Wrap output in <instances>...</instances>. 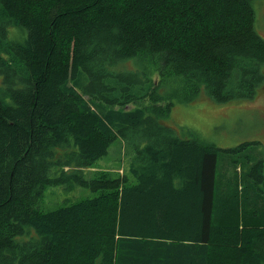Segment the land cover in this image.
Returning a JSON list of instances; mask_svg holds the SVG:
<instances>
[{
    "label": "trees",
    "instance_id": "16d2710c",
    "mask_svg": "<svg viewBox=\"0 0 264 264\" xmlns=\"http://www.w3.org/2000/svg\"><path fill=\"white\" fill-rule=\"evenodd\" d=\"M252 1L0 0V264H264L255 143L163 120L258 94ZM116 139L125 170L89 172ZM46 185L93 194L41 210Z\"/></svg>",
    "mask_w": 264,
    "mask_h": 264
},
{
    "label": "rangeland",
    "instance_id": "374dc122",
    "mask_svg": "<svg viewBox=\"0 0 264 264\" xmlns=\"http://www.w3.org/2000/svg\"><path fill=\"white\" fill-rule=\"evenodd\" d=\"M252 6L255 28L264 38V0H253ZM163 120L180 137L196 138L221 148L235 147L243 142L255 143L232 154V157L241 159L247 153L245 156L262 159L264 164V85L253 99L216 103L201 97L189 104L176 102ZM123 148L120 139L114 140L107 154L99 158L89 172L121 174L126 166ZM92 194L89 189L79 186L67 189L62 185H46L37 207L53 209Z\"/></svg>",
    "mask_w": 264,
    "mask_h": 264
}]
</instances>
